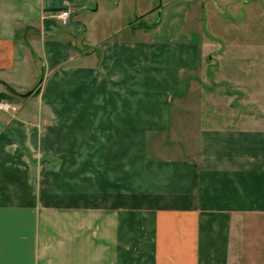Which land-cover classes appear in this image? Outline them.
Instances as JSON below:
<instances>
[{"label": "crops", "instance_id": "0c3cea01", "mask_svg": "<svg viewBox=\"0 0 264 264\" xmlns=\"http://www.w3.org/2000/svg\"><path fill=\"white\" fill-rule=\"evenodd\" d=\"M119 1L0 0V92L37 100L0 110V264H264V0ZM121 3L155 20L79 42ZM214 58L223 108L173 121Z\"/></svg>", "mask_w": 264, "mask_h": 264}, {"label": "rangeland", "instance_id": "374dc122", "mask_svg": "<svg viewBox=\"0 0 264 264\" xmlns=\"http://www.w3.org/2000/svg\"><path fill=\"white\" fill-rule=\"evenodd\" d=\"M241 1L245 2L247 0H241ZM115 2L119 3L120 1L115 0ZM141 2L142 4L140 6H144V4L147 5L151 1L141 0ZM134 6L135 5L129 6V5L121 3L118 9H110L108 11H105L104 8H100L96 12H90V13L88 12L86 14L85 13L82 14L80 18L76 19V21L80 20L82 22V26L85 28V31L78 35L79 42L83 36H84V41L83 40L82 41L84 44L90 43L94 37L95 39H98V38L109 36V35L119 36V33H124L128 31L129 29L135 30L138 22H141V20L144 21L145 23H152L155 20L156 16L150 15V14H146L144 16L138 17V15L140 14L136 13ZM229 12H231V10H229ZM232 14L234 15V10ZM246 20L250 26L251 24L250 18ZM237 21L241 23L242 19L239 18V20L237 19ZM218 24L219 22L217 23V26H219ZM118 30L120 31L119 33H118ZM249 38L251 39V37ZM249 38H246V39L249 40ZM217 63H218V58H214L212 61L213 67H211V69L206 70L205 72H202L200 74H197L198 76L196 77L197 79L196 88L193 87L192 85L191 86L189 85L187 93L183 95L180 99L175 101V104L173 106V117H172L173 121L174 120L177 121V119H180V120H183L184 122L187 116L183 111H185L188 108H190L191 110H194L198 107L199 109L203 110L207 107H210L212 109L215 107L216 109H218V107L219 108L222 107L221 105L213 104L207 98V96H205L203 92V89H204L203 87L205 86V84L207 88L208 85H210L208 81L218 76V73H216L215 71V70H219V67L215 68V65H217ZM38 69L39 68L37 67V70ZM213 91H218V89L215 88ZM13 96L15 98V99L13 98L15 103H13L12 101L10 102H12L13 104L17 106H21L22 104H24V102H29L31 104L37 103V100L35 98L36 96L34 94L31 96H26V97H23L20 94H17V95L15 94ZM240 100H242L241 102L242 107H246V102H245V105L243 104L245 100L243 99H240ZM196 120L199 121L200 119L196 118ZM203 124H205V121L201 120L200 123L197 124V126L198 125L201 126ZM197 126H194L195 129L197 128ZM190 129L194 130L192 128ZM190 134L192 135L193 133H190ZM173 138L179 140L180 144L183 145L185 148L187 144H189L186 141V139H180V138H177L176 136H174ZM248 241L249 239H243L242 245L240 246V249H238L239 255L245 254L246 255L245 257H247L250 253L252 254V252L254 251V249L250 246V244H248ZM262 242L264 243V240Z\"/></svg>", "mask_w": 264, "mask_h": 264}, {"label": "built area", "instance_id": "2783aa9c", "mask_svg": "<svg viewBox=\"0 0 264 264\" xmlns=\"http://www.w3.org/2000/svg\"><path fill=\"white\" fill-rule=\"evenodd\" d=\"M61 22L63 26H67L71 21V10L61 9L55 15ZM0 110L1 111H17L18 106L5 99L0 100Z\"/></svg>", "mask_w": 264, "mask_h": 264}, {"label": "trees", "instance_id": "16d2710c", "mask_svg": "<svg viewBox=\"0 0 264 264\" xmlns=\"http://www.w3.org/2000/svg\"><path fill=\"white\" fill-rule=\"evenodd\" d=\"M155 24H157V23L155 22V23H153L151 26H153V25H155ZM151 26H150V27H151ZM2 99L10 100V101L13 100V99L10 97V95H8V93H6V92H0V100H2Z\"/></svg>", "mask_w": 264, "mask_h": 264}, {"label": "water", "instance_id": "95a60500", "mask_svg": "<svg viewBox=\"0 0 264 264\" xmlns=\"http://www.w3.org/2000/svg\"><path fill=\"white\" fill-rule=\"evenodd\" d=\"M32 92H33V91H29V92H27L26 94H27V95H30Z\"/></svg>", "mask_w": 264, "mask_h": 264}]
</instances>
